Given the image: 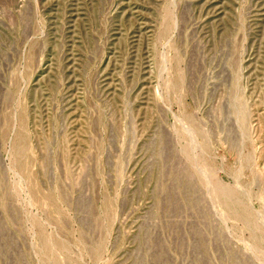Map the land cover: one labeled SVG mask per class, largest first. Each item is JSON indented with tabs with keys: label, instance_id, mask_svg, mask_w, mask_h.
<instances>
[{
	"label": "rangeland",
	"instance_id": "obj_1",
	"mask_svg": "<svg viewBox=\"0 0 264 264\" xmlns=\"http://www.w3.org/2000/svg\"><path fill=\"white\" fill-rule=\"evenodd\" d=\"M0 264H264V0H0Z\"/></svg>",
	"mask_w": 264,
	"mask_h": 264
},
{
	"label": "bare ground",
	"instance_id": "obj_2",
	"mask_svg": "<svg viewBox=\"0 0 264 264\" xmlns=\"http://www.w3.org/2000/svg\"><path fill=\"white\" fill-rule=\"evenodd\" d=\"M227 199V198H226ZM223 201V200H222ZM225 201V200H224ZM226 203V202H225ZM222 204H224V202L222 203Z\"/></svg>",
	"mask_w": 264,
	"mask_h": 264
}]
</instances>
